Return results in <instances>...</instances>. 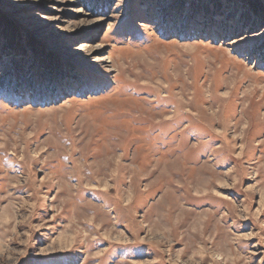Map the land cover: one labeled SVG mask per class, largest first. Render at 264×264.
<instances>
[{
	"label": "rangeland",
	"instance_id": "374dc122",
	"mask_svg": "<svg viewBox=\"0 0 264 264\" xmlns=\"http://www.w3.org/2000/svg\"><path fill=\"white\" fill-rule=\"evenodd\" d=\"M0 264H264V0H0Z\"/></svg>",
	"mask_w": 264,
	"mask_h": 264
},
{
	"label": "bare ground",
	"instance_id": "6f19581e",
	"mask_svg": "<svg viewBox=\"0 0 264 264\" xmlns=\"http://www.w3.org/2000/svg\"><path fill=\"white\" fill-rule=\"evenodd\" d=\"M118 165V164H117Z\"/></svg>",
	"mask_w": 264,
	"mask_h": 264
}]
</instances>
